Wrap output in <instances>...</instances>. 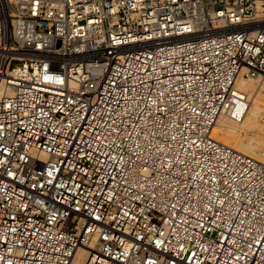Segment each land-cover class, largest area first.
Wrapping results in <instances>:
<instances>
[{"label":"built area","instance_id":"1","mask_svg":"<svg viewBox=\"0 0 264 264\" xmlns=\"http://www.w3.org/2000/svg\"><path fill=\"white\" fill-rule=\"evenodd\" d=\"M259 76L264 0H0V264H264Z\"/></svg>","mask_w":264,"mask_h":264},{"label":"bare ground","instance_id":"2","mask_svg":"<svg viewBox=\"0 0 264 264\" xmlns=\"http://www.w3.org/2000/svg\"><path fill=\"white\" fill-rule=\"evenodd\" d=\"M249 97L246 114L241 121L220 117L213 129L212 136L233 148L264 161V76L249 79L245 84ZM87 256L80 249L74 264H83Z\"/></svg>","mask_w":264,"mask_h":264}]
</instances>
